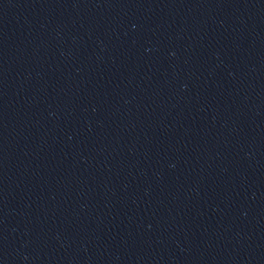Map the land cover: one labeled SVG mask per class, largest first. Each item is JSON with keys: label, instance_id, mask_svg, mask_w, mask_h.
Wrapping results in <instances>:
<instances>
[{"label": "water", "instance_id": "water-1", "mask_svg": "<svg viewBox=\"0 0 264 264\" xmlns=\"http://www.w3.org/2000/svg\"><path fill=\"white\" fill-rule=\"evenodd\" d=\"M0 264H264V0H0Z\"/></svg>", "mask_w": 264, "mask_h": 264}]
</instances>
